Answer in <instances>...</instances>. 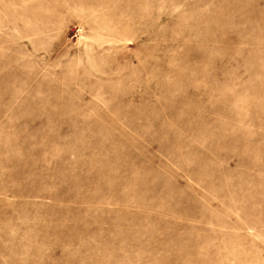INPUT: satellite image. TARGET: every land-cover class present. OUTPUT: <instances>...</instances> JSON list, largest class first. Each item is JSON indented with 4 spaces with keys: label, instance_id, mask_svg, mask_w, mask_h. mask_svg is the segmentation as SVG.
Wrapping results in <instances>:
<instances>
[{
    "label": "rangeland",
    "instance_id": "rangeland-1",
    "mask_svg": "<svg viewBox=\"0 0 264 264\" xmlns=\"http://www.w3.org/2000/svg\"><path fill=\"white\" fill-rule=\"evenodd\" d=\"M0 264H264V0H0Z\"/></svg>",
    "mask_w": 264,
    "mask_h": 264
}]
</instances>
